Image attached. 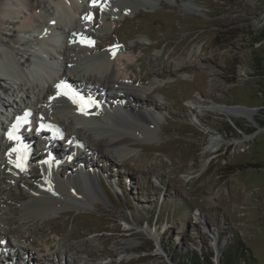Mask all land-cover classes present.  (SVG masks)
<instances>
[{"label":"rangeland","instance_id":"374dc122","mask_svg":"<svg viewBox=\"0 0 264 264\" xmlns=\"http://www.w3.org/2000/svg\"><path fill=\"white\" fill-rule=\"evenodd\" d=\"M186 2L137 0L133 9L110 12L105 28L101 5H91L84 17L94 11L97 18L86 39L98 51L133 48L130 76L141 77L146 90L138 93L143 104L126 102L138 113L152 109L156 135L131 134L134 119L119 115L112 126L93 127L91 142L82 138L93 154L80 146L74 161L94 174L93 202H71L25 226L15 210L36 194L42 179L34 177L43 169L30 158L15 182L0 171V205L14 230L0 235L10 252L0 264H264V0H194L198 9ZM10 26L0 32L17 28ZM190 99L254 114L199 111L194 122ZM204 127L221 137L213 152ZM122 132L133 151L119 160L107 140ZM39 142L33 152L42 157ZM66 148L59 142L58 156ZM70 171L66 162L60 177ZM52 196L63 198L57 189ZM14 245L29 256L12 255Z\"/></svg>","mask_w":264,"mask_h":264},{"label":"bare ground","instance_id":"6f19581e","mask_svg":"<svg viewBox=\"0 0 264 264\" xmlns=\"http://www.w3.org/2000/svg\"><path fill=\"white\" fill-rule=\"evenodd\" d=\"M97 2L105 9L100 20V26L105 28L107 27L105 17L110 12L133 9L131 4L137 0H0L1 27L8 24L12 28L17 26L16 29L5 28V32H0V129L3 130V136L0 134V154L5 155L0 158V171L5 180L16 181L17 174L22 171L21 165L32 152L30 148H27L26 152L19 148L18 134H12L14 138L9 139L10 129L17 124L16 117L26 110L33 114V125H36L37 121L40 124H47L55 129L53 133L60 134L63 141H70L71 151L74 148L78 151L81 146L93 154L94 150L90 149L88 144L83 145L82 140L90 143L93 129L111 125L112 116L133 118L134 122L128 125L131 134L140 133L147 140L155 137L158 119L150 113L152 109L146 107L138 113L126 102L127 99H131L143 104L138 93L146 90L141 77L130 76L131 63L135 59L131 54L133 48L114 46L98 51V45L86 39L88 24L97 17L94 15L92 20H86L84 16L91 5ZM184 6L188 9L199 7L194 0H187ZM153 74L156 73L152 71ZM111 89L115 91L109 95L110 103L107 102L105 105L106 97L110 94L108 91ZM70 97L76 99L82 97L86 104L84 110L81 111V105L73 103ZM186 105L193 112L194 122H198L199 111L202 113L218 111L227 114L236 112L250 118L254 114L250 109L218 103L205 106L200 100L194 99L187 100ZM38 127L41 128L40 125ZM203 130L208 135L209 150L211 152L217 150L221 145V137L205 127ZM127 134L122 132L111 135L107 140L112 149L118 150L119 160L133 151L129 146L131 139ZM40 135L46 138L45 134ZM55 138L43 152L45 158L41 166L43 174L34 177L42 179L40 188L29 203L21 205L20 210H15L17 214L19 213L23 226L33 221L35 217L50 218L53 212L70 206L71 202L72 204L87 200L93 202L96 195L97 187L91 178L94 174L91 175L86 167L79 166L78 162L74 164L77 160L75 154L61 159L56 149L59 137ZM33 157L34 160L37 159L34 153ZM66 162L73 163V171L60 177ZM81 181H85L88 196L83 192ZM53 189H57L63 198L53 197ZM21 197L22 195L19 199ZM9 221L10 212L0 205L2 237L14 232L7 226ZM149 234L151 235V232ZM3 249L6 250L5 246H0V255L5 254ZM10 250L15 256H18L19 251L27 257L30 253L28 248L19 245H14ZM67 252L65 250V254Z\"/></svg>","mask_w":264,"mask_h":264},{"label":"snow or ice","instance_id":"6c2138e0","mask_svg":"<svg viewBox=\"0 0 264 264\" xmlns=\"http://www.w3.org/2000/svg\"><path fill=\"white\" fill-rule=\"evenodd\" d=\"M57 87L59 88L60 85H58ZM58 94H60V93H58ZM64 94L67 95V93H64ZM70 98L73 99V103H79V104L81 105V108H80L81 111L84 110V107H86V104H85V102H84V100H83L82 97H80L79 99H76L75 97H70ZM15 127H16V126H13V129H11V130L9 131V139H13V138H14L13 135H12V132L15 131ZM40 127H41V128H44L45 126H44V125H41ZM37 130L39 131L40 129H37ZM49 130H50V129H49Z\"/></svg>","mask_w":264,"mask_h":264},{"label":"trees","instance_id":"16d2710c","mask_svg":"<svg viewBox=\"0 0 264 264\" xmlns=\"http://www.w3.org/2000/svg\"><path fill=\"white\" fill-rule=\"evenodd\" d=\"M257 41H259V40H257Z\"/></svg>","mask_w":264,"mask_h":264}]
</instances>
